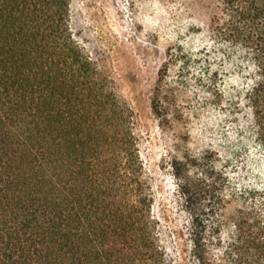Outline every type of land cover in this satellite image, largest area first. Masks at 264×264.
<instances>
[{
  "label": "trees",
  "instance_id": "16d2710c",
  "mask_svg": "<svg viewBox=\"0 0 264 264\" xmlns=\"http://www.w3.org/2000/svg\"><path fill=\"white\" fill-rule=\"evenodd\" d=\"M73 1L0 0V264H173L142 116L83 46ZM213 3V41L254 68L243 107L264 146V0ZM166 93L152 98L162 122ZM177 161L197 264H264V191L231 195L242 206L227 216L215 167L201 176L191 156Z\"/></svg>",
  "mask_w": 264,
  "mask_h": 264
},
{
  "label": "rangeland",
  "instance_id": "374dc122",
  "mask_svg": "<svg viewBox=\"0 0 264 264\" xmlns=\"http://www.w3.org/2000/svg\"><path fill=\"white\" fill-rule=\"evenodd\" d=\"M213 15V0L73 1L83 46L108 72L118 96L142 116V157L154 190V213L172 240L173 264H197L175 176L177 160L191 156L192 173L201 176L204 162L215 167L230 196L227 216L242 206L241 198L231 195L264 191V146L243 107L254 68L230 59L229 48L213 41ZM216 71L219 91L214 92ZM162 83L171 109L163 122L152 109Z\"/></svg>",
  "mask_w": 264,
  "mask_h": 264
}]
</instances>
